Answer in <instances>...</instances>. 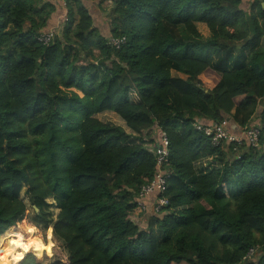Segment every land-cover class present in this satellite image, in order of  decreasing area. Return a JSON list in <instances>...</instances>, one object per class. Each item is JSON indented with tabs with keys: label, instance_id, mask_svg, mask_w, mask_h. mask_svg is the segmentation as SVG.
Listing matches in <instances>:
<instances>
[{
	"label": "trees",
	"instance_id": "1",
	"mask_svg": "<svg viewBox=\"0 0 264 264\" xmlns=\"http://www.w3.org/2000/svg\"><path fill=\"white\" fill-rule=\"evenodd\" d=\"M112 2L110 34L65 0L44 42L51 0H0V243L15 253L0 264H264V0ZM255 115L256 146L196 127ZM155 127L168 202L142 228L131 215L155 176Z\"/></svg>",
	"mask_w": 264,
	"mask_h": 264
},
{
	"label": "built area",
	"instance_id": "2",
	"mask_svg": "<svg viewBox=\"0 0 264 264\" xmlns=\"http://www.w3.org/2000/svg\"><path fill=\"white\" fill-rule=\"evenodd\" d=\"M57 1L65 4V0H57ZM53 36H54L53 31L49 33L44 32L40 35V39L44 42H48L52 39ZM123 41L124 39L112 38V43L116 47H119ZM196 127L204 131L205 134H207L208 136H211L214 144H219L223 140H225L228 142L234 141L238 143L247 142L250 145L256 146L259 143V136L261 134L260 125H255V124H253L251 127L241 128V132L238 135L235 133H231L229 128V121L227 119L221 123H214L212 125L204 124V122L197 121ZM168 144L169 142H168L167 134L163 131H160V139L158 144L155 146L156 149H154V151L157 154V167L155 171V176L150 181L149 184L143 186V190L139 195V208L143 209L142 211H146L145 205L143 203L144 201L143 199L147 195L156 193L157 196L159 197V194L162 191H164L165 188L167 187L166 176L168 172L166 173V171L162 167V164L163 162L167 161ZM167 202L168 201L166 198L159 197L157 210L162 205L167 204Z\"/></svg>",
	"mask_w": 264,
	"mask_h": 264
},
{
	"label": "rangeland",
	"instance_id": "3",
	"mask_svg": "<svg viewBox=\"0 0 264 264\" xmlns=\"http://www.w3.org/2000/svg\"><path fill=\"white\" fill-rule=\"evenodd\" d=\"M51 1L56 6L57 10L55 11V14L57 16H54V17L52 16L50 18L49 23H48L49 29L46 31V33L53 31V33L55 34V33H59L60 30L62 29V27L64 26V24L66 22V18H67V13L64 14V12L62 11V7H65V4H62V2H58L57 0L56 1L51 0ZM85 1H86V5L90 8V10L92 12L95 25L105 34H107V35L110 34L109 33L110 32L109 22H110V13L112 10L111 8L113 5L112 1L106 0V1L102 2V4H100L101 2H99V1H90V0H85ZM250 2H251V0H242L241 6L244 9L248 10L250 8ZM57 19H58V21H57ZM199 27H200V30L202 31V33L206 34L208 32V30L205 28L204 25H199ZM172 30H173L174 34H178L180 36V33L178 32V28L172 27ZM112 38H114V37L110 38L111 42H112ZM231 52H232L231 56H230L231 59L230 60L228 59L229 62L226 65V67H228V68L234 66L235 63L240 61V58H241V56L236 53L237 52L236 49L232 50ZM223 61H225V59ZM97 116L99 119H101L104 122L115 124V125H120L127 130L125 122L116 113H114L112 111H106V112L98 114ZM230 132L231 133L233 132L232 128H230ZM144 205H145V210H147L148 206L145 202H144ZM142 210L143 209H141V208L137 209L135 214H133V216H135V218H136V215L139 212H141ZM32 212H33V208H30V214L29 215H31ZM153 212H155V209L153 210ZM144 216L147 218V220H145V221L148 222L149 217L151 215L146 214ZM131 218H132V216H131ZM132 219L134 221H136L134 218H132ZM28 228H29V225H27V227H25L23 230H21V232L23 234H27ZM10 240H12V239L6 238V239H3L0 243V258L1 257L8 258L9 261L14 260L13 255L15 254V253H13V254L11 253L12 249H11V247H9ZM26 251L27 250H24V249L21 250L22 255L25 254ZM180 264H187V263L181 262Z\"/></svg>",
	"mask_w": 264,
	"mask_h": 264
},
{
	"label": "crops",
	"instance_id": "4",
	"mask_svg": "<svg viewBox=\"0 0 264 264\" xmlns=\"http://www.w3.org/2000/svg\"><path fill=\"white\" fill-rule=\"evenodd\" d=\"M97 1H99V0H97ZM110 1H112V0H110ZM113 3V2H112ZM63 4V3H62ZM102 4V3H101ZM62 11L64 12V14L65 13H67L66 12V8L65 7H62ZM53 17L54 16H57L56 14H53L52 15ZM56 18V17H55ZM59 19V18H58ZM58 19H57V21H58ZM55 23V22H54ZM56 24V23H55ZM259 116L258 115H255L254 117H253V123L254 124H259L260 122H259V118H258ZM231 128L233 129V132L232 133H235V134H239L240 132H241V127L240 126H238L237 125V123L236 122H234L233 120L231 121ZM152 136H148V138H150L152 141H153V144H155V143H157V142H159V139H160V130H158L156 127L152 130ZM152 143V142H151ZM152 145V144H151ZM206 161H212V159L211 158H209L208 160H206ZM157 194L156 193H153V194H149V195H147L146 197H145V199H144V201H143V203L145 202L146 204H147V206H148V209L146 210V211H144V212H139L137 215H136V218H135V216H133V214H135V212H136V210L137 209H139V208H136L135 210H134V212L132 213V218H134L135 220H136V222L139 224V226H141L142 228H147L148 227V222H146L145 220H147V218L144 216V215H152L154 212H153V210H154V208H155V206H156V200H157ZM149 221V220H148Z\"/></svg>",
	"mask_w": 264,
	"mask_h": 264
}]
</instances>
